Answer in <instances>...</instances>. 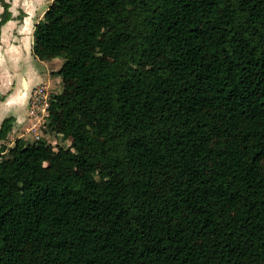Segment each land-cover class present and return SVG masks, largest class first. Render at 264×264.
<instances>
[{"label": "trees", "instance_id": "16d2710c", "mask_svg": "<svg viewBox=\"0 0 264 264\" xmlns=\"http://www.w3.org/2000/svg\"><path fill=\"white\" fill-rule=\"evenodd\" d=\"M33 35L71 142L0 147V264H264V0H52Z\"/></svg>", "mask_w": 264, "mask_h": 264}, {"label": "crops", "instance_id": "0c3cea01", "mask_svg": "<svg viewBox=\"0 0 264 264\" xmlns=\"http://www.w3.org/2000/svg\"><path fill=\"white\" fill-rule=\"evenodd\" d=\"M9 17L0 25V125L11 117V127L0 141L12 147L16 139L31 142L33 132L28 131V97L32 88L46 84L50 96L62 93L64 79L54 74L62 59L41 60L33 52V28L44 17L52 0H3ZM3 5L0 1V15ZM49 120L43 127L40 140L52 139Z\"/></svg>", "mask_w": 264, "mask_h": 264}, {"label": "built area", "instance_id": "2783aa9c", "mask_svg": "<svg viewBox=\"0 0 264 264\" xmlns=\"http://www.w3.org/2000/svg\"><path fill=\"white\" fill-rule=\"evenodd\" d=\"M49 98V89L44 83L34 86L28 97L27 112L31 121L28 131H32L36 138L40 136L43 127L49 120Z\"/></svg>", "mask_w": 264, "mask_h": 264}, {"label": "rangeland", "instance_id": "374dc122", "mask_svg": "<svg viewBox=\"0 0 264 264\" xmlns=\"http://www.w3.org/2000/svg\"><path fill=\"white\" fill-rule=\"evenodd\" d=\"M127 21H129V17L126 18ZM109 32L108 29L104 30L103 31V35L107 34ZM50 133L52 136H54V138L50 139H44V142L46 144H49L52 148V151L55 152L57 151L58 149L60 150H64L67 148V146L70 144L71 142V139L70 138H67V139H64L62 136H60L59 134H56V131L53 130V127H50ZM41 134V133H40ZM42 135H40L39 137L36 138V136L33 134V137L31 138V142L32 141H37L39 139H41ZM2 140V139H1ZM0 140V141H1ZM3 146V147H6L4 146L3 143L0 142V147ZM6 148H9V147H6ZM88 162H92L94 163L95 165H98L100 162H101V158H96V157H89L87 159ZM62 167H67L66 166V163L62 162V164H60Z\"/></svg>", "mask_w": 264, "mask_h": 264}]
</instances>
